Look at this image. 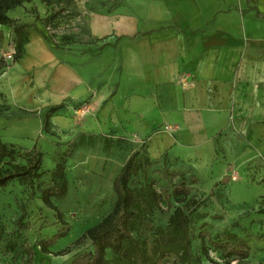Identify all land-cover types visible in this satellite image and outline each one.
Returning <instances> with one entry per match:
<instances>
[{
  "label": "rangeland",
  "instance_id": "1",
  "mask_svg": "<svg viewBox=\"0 0 264 264\" xmlns=\"http://www.w3.org/2000/svg\"><path fill=\"white\" fill-rule=\"evenodd\" d=\"M128 1L30 0L7 12L15 26L0 25V141L14 150L0 168L26 165L33 146L42 154L37 181L0 187V264H70L90 252L89 240L74 241L112 210L113 179L130 157V236L99 264H264V165L228 163L210 148L155 157L147 139L118 131L114 116L103 115L100 84L82 98L66 93L60 61L113 44L90 38L91 13L120 11ZM254 49L258 65L250 70L261 74L264 48ZM61 176L64 193L54 196L52 178ZM182 182L186 190L174 192ZM45 241L50 254L41 250Z\"/></svg>",
  "mask_w": 264,
  "mask_h": 264
},
{
  "label": "crops",
  "instance_id": "2",
  "mask_svg": "<svg viewBox=\"0 0 264 264\" xmlns=\"http://www.w3.org/2000/svg\"><path fill=\"white\" fill-rule=\"evenodd\" d=\"M88 34L113 44L60 61L70 98L100 84L103 115L155 157L210 148L264 165V71L249 54L264 48V0L128 1L91 13Z\"/></svg>",
  "mask_w": 264,
  "mask_h": 264
},
{
  "label": "trees",
  "instance_id": "3",
  "mask_svg": "<svg viewBox=\"0 0 264 264\" xmlns=\"http://www.w3.org/2000/svg\"><path fill=\"white\" fill-rule=\"evenodd\" d=\"M29 1L30 0H0V25L15 26L14 20L7 15V12L12 8L21 5L23 2ZM259 16L261 15L259 14ZM17 50L18 52L20 50L19 44L17 45ZM31 150L33 152V159L28 160L26 165L14 166L13 171H2L0 168V187L7 186L8 183L13 180H28L33 183L40 178L42 154L35 146H33ZM5 158L12 160L14 158V150L7 149L6 145L0 141V164ZM131 159L132 157L123 164L119 173L113 179L112 188L116 195V200L112 210L98 223L86 229L74 241V244H79L84 240H89L92 250L86 254L78 256L70 264H99L107 250L113 253L119 252L123 240L130 236L133 212L132 191L129 186V179L132 171ZM173 176H176V174H173ZM52 182L55 183L52 194L54 196H62L66 184L65 178L61 176L57 181L56 178L53 177ZM59 183H61V185H59ZM161 187L163 188L165 196L170 197L169 187ZM173 190L174 192H177L178 190H186L185 183L182 182L175 184ZM41 200L45 206L56 212L58 220L63 223L57 207L52 202L51 193H43ZM46 244H48L47 241L43 243L41 250L45 254H50ZM61 254L62 252L54 253V255ZM165 256H168V254H165ZM153 264H162L161 259Z\"/></svg>",
  "mask_w": 264,
  "mask_h": 264
},
{
  "label": "built area",
  "instance_id": "4",
  "mask_svg": "<svg viewBox=\"0 0 264 264\" xmlns=\"http://www.w3.org/2000/svg\"><path fill=\"white\" fill-rule=\"evenodd\" d=\"M13 54H14V51L12 50L10 53H8L7 56H8L9 58H12V57H13Z\"/></svg>",
  "mask_w": 264,
  "mask_h": 264
}]
</instances>
